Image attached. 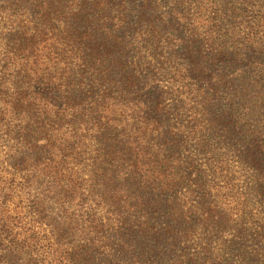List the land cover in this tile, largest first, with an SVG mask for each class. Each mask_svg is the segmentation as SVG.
Instances as JSON below:
<instances>
[{
	"label": "trees",
	"instance_id": "1",
	"mask_svg": "<svg viewBox=\"0 0 264 264\" xmlns=\"http://www.w3.org/2000/svg\"><path fill=\"white\" fill-rule=\"evenodd\" d=\"M0 264H264V0H0Z\"/></svg>",
	"mask_w": 264,
	"mask_h": 264
}]
</instances>
